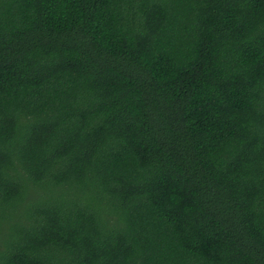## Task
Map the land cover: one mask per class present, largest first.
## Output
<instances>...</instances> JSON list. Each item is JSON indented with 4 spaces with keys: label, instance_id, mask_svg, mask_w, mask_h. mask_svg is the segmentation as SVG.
<instances>
[{
    "label": "trees",
    "instance_id": "trees-1",
    "mask_svg": "<svg viewBox=\"0 0 264 264\" xmlns=\"http://www.w3.org/2000/svg\"><path fill=\"white\" fill-rule=\"evenodd\" d=\"M0 264H264V0H0Z\"/></svg>",
    "mask_w": 264,
    "mask_h": 264
}]
</instances>
